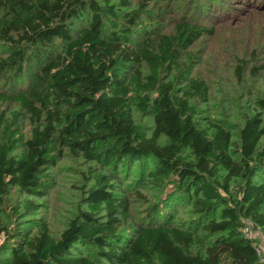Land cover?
Here are the masks:
<instances>
[{"label": "trees", "instance_id": "trees-1", "mask_svg": "<svg viewBox=\"0 0 264 264\" xmlns=\"http://www.w3.org/2000/svg\"><path fill=\"white\" fill-rule=\"evenodd\" d=\"M214 31L182 21L137 42L110 0H0V81L17 87L0 89V102L16 103L30 123L26 136L19 111L0 116V213L11 188L42 195L65 150L97 165L88 210L59 237L47 223L34 233L0 218V264H262L243 227L264 230V98L235 155L229 128L197 120L192 99L208 101L209 85L183 75L181 52ZM131 93L154 119L150 135L133 118ZM135 165L131 180L163 194L126 233L131 196L121 177ZM187 206L194 218L182 226L174 213Z\"/></svg>", "mask_w": 264, "mask_h": 264}, {"label": "rangeland", "instance_id": "rangeland-1", "mask_svg": "<svg viewBox=\"0 0 264 264\" xmlns=\"http://www.w3.org/2000/svg\"><path fill=\"white\" fill-rule=\"evenodd\" d=\"M97 1L100 4L106 2ZM110 2L116 5L118 21L133 30V39L137 42L148 35L172 34L182 21L214 28V33L204 35L181 52L185 65L183 75L207 82L210 88L208 101L192 99L197 120L204 125L217 121L229 128L234 136L233 152L237 155L245 119L262 111L257 100L264 98V71L260 69L264 64V0H149L145 6L140 5L141 0H130L129 6L121 5L120 0ZM132 15H137L139 20L133 25L127 23ZM88 22V17L84 16L80 25L86 26ZM36 66L33 56L25 71L28 77ZM143 71L148 72L145 67ZM14 86V83L0 81L3 91L14 92L17 90ZM138 98L135 93L130 94L132 115L136 124L150 135L154 119L139 109ZM14 111L20 112V126L29 136L30 123L25 110L13 102H0V116L4 114L10 118ZM96 167L81 155L65 150L50 169L46 191L38 195L11 188L5 195L0 218L10 226L19 223L34 233L42 223H47L52 235L59 237L72 219L88 210L86 192L94 183L90 170ZM136 170L135 165L133 176L121 177L124 187L129 184L126 193L131 196L129 226L132 227L121 229L126 233L145 220L150 207L160 202L163 194L151 182L132 181L137 175ZM30 203L33 207L28 209ZM174 216L175 222L182 226H187L194 218L188 206L179 209ZM94 250V247L81 245L77 248L78 252Z\"/></svg>", "mask_w": 264, "mask_h": 264}, {"label": "built area", "instance_id": "built-area-1", "mask_svg": "<svg viewBox=\"0 0 264 264\" xmlns=\"http://www.w3.org/2000/svg\"><path fill=\"white\" fill-rule=\"evenodd\" d=\"M243 233L245 237L252 241L259 261L264 264V230L256 227L252 222L246 221L243 227Z\"/></svg>", "mask_w": 264, "mask_h": 264}]
</instances>
